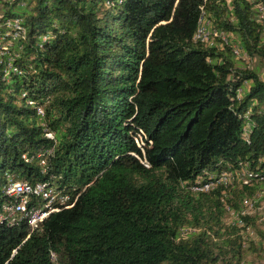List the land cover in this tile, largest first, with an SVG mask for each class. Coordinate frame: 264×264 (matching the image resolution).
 <instances>
[{"label": "trees", "instance_id": "trees-1", "mask_svg": "<svg viewBox=\"0 0 264 264\" xmlns=\"http://www.w3.org/2000/svg\"><path fill=\"white\" fill-rule=\"evenodd\" d=\"M255 4L0 0V214L9 174L71 204L31 232L28 217L0 219V264H247L246 250L264 253L254 218L224 221L264 197V73L233 52L264 67ZM202 20L217 31L208 42L194 38ZM244 165L263 179L189 188Z\"/></svg>", "mask_w": 264, "mask_h": 264}, {"label": "built area", "instance_id": "built-area-1", "mask_svg": "<svg viewBox=\"0 0 264 264\" xmlns=\"http://www.w3.org/2000/svg\"><path fill=\"white\" fill-rule=\"evenodd\" d=\"M257 9V15L260 22L263 24L264 30V7L261 4H255ZM9 24H12L15 28L19 29L18 19L13 18L8 20ZM217 35V31L211 25L210 21H200L194 38L201 41H210L211 37ZM225 40V37L222 36ZM233 52L236 56L241 57V51L237 46H234ZM38 113L42 114V108H38ZM48 138H53L51 132H46ZM140 137V135H138ZM137 141V138H136ZM52 154V149L46 150L41 157L40 164H45V157ZM243 167V166H242ZM208 178V179H205ZM263 179V177H257V174L252 170L244 168H237L231 170H225L220 173H208V175H200L197 180L189 185L192 191H209L217 186H226L230 184L234 179L241 181L242 184H251L252 179ZM10 201L2 205V211L0 219L6 220L9 223L16 222L22 217H28V227L31 232L39 222H41L50 212L58 211L64 207L71 206L68 203L69 195L64 191H56L52 186L43 181L30 182L27 180L14 179L13 175H8V184L4 190ZM41 199L44 204L43 207L33 208L28 204L32 200ZM228 213L231 218L228 223L232 225H245V217L254 218L257 222L264 221V197L262 194L257 195L254 198H245L242 201L238 210L228 208ZM246 229L250 230V225H246ZM186 232V229H183ZM183 233V234H184Z\"/></svg>", "mask_w": 264, "mask_h": 264}, {"label": "rangeland", "instance_id": "rangeland-1", "mask_svg": "<svg viewBox=\"0 0 264 264\" xmlns=\"http://www.w3.org/2000/svg\"><path fill=\"white\" fill-rule=\"evenodd\" d=\"M0 46H1V44H0ZM3 47H6V45H2L1 49ZM1 49H0V51H1ZM247 63L253 67H259L260 72L264 73V67H261V65L258 64L257 59L250 61V60H247L246 58H244V56H242V57H239V59L237 60L238 66H243ZM143 137L144 136H142V137L137 136V143L141 146L143 145ZM230 218H231V216L227 211L226 214L224 215V221L228 222V221H230ZM256 223H258L259 227L264 229V221L263 222H257L256 221ZM187 231H192V229H189V230L187 229ZM257 238L258 237L256 235V237H254V239H257ZM244 259L247 262V264H261L264 262V253H262V251H260L259 249H257V250L248 249V250H246V252L244 254Z\"/></svg>", "mask_w": 264, "mask_h": 264}]
</instances>
